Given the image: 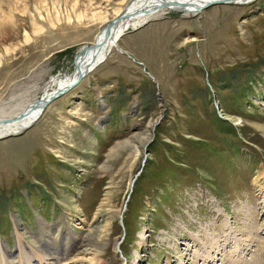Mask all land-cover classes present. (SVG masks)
I'll list each match as a JSON object with an SVG mask.
<instances>
[{
	"label": "rangeland",
	"instance_id": "374dc122",
	"mask_svg": "<svg viewBox=\"0 0 264 264\" xmlns=\"http://www.w3.org/2000/svg\"><path fill=\"white\" fill-rule=\"evenodd\" d=\"M129 2L0 0V121ZM131 28L0 139V264H264V0Z\"/></svg>",
	"mask_w": 264,
	"mask_h": 264
},
{
	"label": "bare ground",
	"instance_id": "6f19581e",
	"mask_svg": "<svg viewBox=\"0 0 264 264\" xmlns=\"http://www.w3.org/2000/svg\"><path fill=\"white\" fill-rule=\"evenodd\" d=\"M206 1L208 0H131V2H129L125 6V10H126L125 16L119 18L116 22L110 25V27L107 30V33H105L106 32L105 28L102 30V32L101 31L98 32V34L95 36L96 37L95 41L97 40V43L95 44L93 43L94 45L90 46V49L94 48V50L90 53V55L83 56V61L79 63V65H77L72 78H70L67 82L56 83L58 88L70 82L74 78L76 73H81L82 70H85V69H87L86 71L89 72L96 65L104 61L107 55L109 54L110 50L116 45L117 39L121 36V34L119 35V33L121 32L124 33L127 27L130 26L133 28V27L138 26L139 24L142 25L144 20L160 17V15H163V13L167 12L168 10L182 11L184 12L185 15L195 14L198 11H200V4ZM226 1L228 2L248 1L250 2L252 0H226ZM12 30L13 32H15L16 28H13ZM94 62H98V63L91 67V65ZM87 72H85V74ZM54 81L55 80L52 79L49 83H47L46 94L44 97L50 94L47 92V90ZM44 97H42L41 100H43ZM38 104L39 102L36 103L35 109H32L34 110L33 112L25 114L24 117L22 118L20 117L21 119L13 120V121L11 120L10 122L0 121L1 122L0 123V135L7 134V133H17L18 131H20L23 128V126L28 124L37 114V109L39 106ZM75 235L76 234H73V236ZM19 249H21L20 246H19ZM28 257L29 259L32 258V255L29 254ZM212 260L214 259H210L209 262H211Z\"/></svg>",
	"mask_w": 264,
	"mask_h": 264
},
{
	"label": "water",
	"instance_id": "95a60500",
	"mask_svg": "<svg viewBox=\"0 0 264 264\" xmlns=\"http://www.w3.org/2000/svg\"><path fill=\"white\" fill-rule=\"evenodd\" d=\"M220 1H226V0H208V1H206V2H204V3H202V4H200V10L202 9V8H204V7H206V6H208V5H210V4H212V3H214V2H220ZM125 5L126 4H124L123 5V8H121L122 10L117 14V15H115L114 17H112V18H110L107 22H105V24L104 25H102L101 27H100V29L98 30V31H102V28H103V26L105 27V30H106V32L105 33H107V30H108V28L110 27V25H112L114 22H116L119 18H121V17H123V16H125ZM148 20V19H147ZM147 20H144L143 21V23L144 22H146ZM140 26V24L138 25V26H136V27H133V28H131V29H134V28H137V27H139ZM127 30H130V29H127ZM120 34H122V32L121 33H119V35ZM119 35H117V36H119ZM116 36V37H117ZM118 38V37H117ZM116 38V39H117ZM115 39V40H116ZM114 40V41H115ZM95 43H97V40L94 42V44ZM93 43H89L88 45L89 46H92V45H94ZM81 49V48H80ZM109 52V51H108ZM104 58V57H103ZM102 58V59H103ZM101 59V60H102ZM98 62H94L92 65H91V67L92 66H94L95 64H97ZM87 69H85V70H82V72L81 73H76V75L74 76V78L70 81V82H68V83H66V84H64V86H61V87H59V88H56L53 92H51L49 95H47L46 97H44L43 98V100H41V101H39V106H38V109H37V114L34 116V118L28 123V124H26V125H24L23 126V128L20 130V131H18L17 133H7V134H2V135H0V139L1 138H4V137H8V136H12V135H16V134H18V133H20L23 129H25V128H27V127H29L38 117H39V115L41 114V111L43 110V108H44V106L47 104V102H49L52 98H54V97H56V96H58V95H60V94H62L63 92H65L66 90H68L69 88H71L84 74H85V72H87L86 71ZM218 106V105H217ZM17 118H20V115H17V116H15V117H12L10 120H16ZM7 121H8V119H7ZM1 123V122H0Z\"/></svg>",
	"mask_w": 264,
	"mask_h": 264
}]
</instances>
